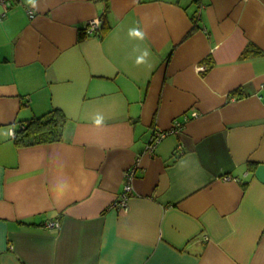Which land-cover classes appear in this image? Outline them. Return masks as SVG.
Wrapping results in <instances>:
<instances>
[{"label":"crops","instance_id":"0c3cea01","mask_svg":"<svg viewBox=\"0 0 264 264\" xmlns=\"http://www.w3.org/2000/svg\"><path fill=\"white\" fill-rule=\"evenodd\" d=\"M56 109L60 140L16 146ZM0 264H264V0L8 8Z\"/></svg>","mask_w":264,"mask_h":264},{"label":"trees","instance_id":"16d2710c","mask_svg":"<svg viewBox=\"0 0 264 264\" xmlns=\"http://www.w3.org/2000/svg\"><path fill=\"white\" fill-rule=\"evenodd\" d=\"M195 20V19H194ZM197 27L198 20H195ZM246 55V54H245ZM65 116L60 110H51L41 117L25 121L14 134L16 146L43 144L60 140Z\"/></svg>","mask_w":264,"mask_h":264},{"label":"built area","instance_id":"2783aa9c","mask_svg":"<svg viewBox=\"0 0 264 264\" xmlns=\"http://www.w3.org/2000/svg\"><path fill=\"white\" fill-rule=\"evenodd\" d=\"M18 2V0H0V20H2L4 18V14H5V11L14 6V4ZM31 16V15H30ZM101 22L100 21H93L91 22L90 24H88V27L86 28V34L87 35H97L99 34L100 32V25ZM200 71H203L205 70V68L203 67H199ZM193 116H195L196 114L193 113L192 114ZM156 140H154V142L151 143V148L153 149L154 146H156ZM132 173H133V170H131V173L128 174V184L131 185V178H132ZM130 185H126L123 189V192H122V195L120 196V199L118 201H116L115 203L112 204L113 207H116V208H125L127 205H126V202H127V199H128V196H129V192L131 191V187ZM45 226L46 228H58V223L55 222V221H48L45 223Z\"/></svg>","mask_w":264,"mask_h":264},{"label":"clouds","instance_id":"9594fccd","mask_svg":"<svg viewBox=\"0 0 264 264\" xmlns=\"http://www.w3.org/2000/svg\"><path fill=\"white\" fill-rule=\"evenodd\" d=\"M26 4L29 5L33 2V0H25ZM129 35H134L137 38L143 39L144 38V33L142 31H140L138 28H133L129 30ZM145 56H148L149 53L146 51ZM137 64L143 63L144 62V57H140L137 59ZM102 123V118L97 117L94 121L95 125H100Z\"/></svg>","mask_w":264,"mask_h":264}]
</instances>
